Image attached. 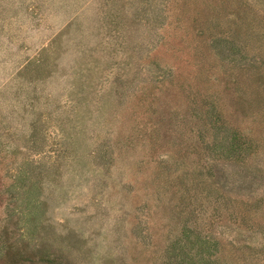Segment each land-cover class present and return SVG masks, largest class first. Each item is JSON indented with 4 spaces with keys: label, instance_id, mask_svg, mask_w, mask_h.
I'll use <instances>...</instances> for the list:
<instances>
[{
    "label": "rangeland",
    "instance_id": "374dc122",
    "mask_svg": "<svg viewBox=\"0 0 264 264\" xmlns=\"http://www.w3.org/2000/svg\"><path fill=\"white\" fill-rule=\"evenodd\" d=\"M0 264H264V0H0Z\"/></svg>",
    "mask_w": 264,
    "mask_h": 264
}]
</instances>
